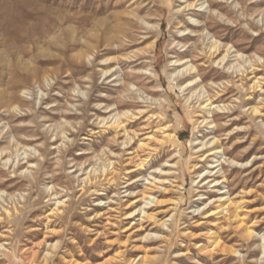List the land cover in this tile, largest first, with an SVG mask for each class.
<instances>
[{
  "label": "rangeland",
  "instance_id": "rangeland-1",
  "mask_svg": "<svg viewBox=\"0 0 264 264\" xmlns=\"http://www.w3.org/2000/svg\"><path fill=\"white\" fill-rule=\"evenodd\" d=\"M203 1L0 0V264H264V0ZM19 25L34 37L11 38ZM212 35L244 55L233 72L205 53ZM179 58L201 68L187 89ZM108 105L135 113L130 143ZM214 135L220 161H202Z\"/></svg>",
  "mask_w": 264,
  "mask_h": 264
},
{
  "label": "bare ground",
  "instance_id": "bare-ground-1",
  "mask_svg": "<svg viewBox=\"0 0 264 264\" xmlns=\"http://www.w3.org/2000/svg\"><path fill=\"white\" fill-rule=\"evenodd\" d=\"M206 2H209V3L214 4V5H217V6H224V4H223L224 1H221V0H219V1L218 0H206V1H203L200 4L201 5L200 10H202L201 8L204 7V4ZM196 6H197V2H187V4L183 7L184 10H182L183 8H179L178 11L194 10ZM198 12H199V10H198ZM220 17H223L222 14L220 15ZM209 18L211 20L214 19V17L212 15ZM192 24L196 25L195 23H192ZM189 25H191V24H189ZM148 26L149 27H152V28L155 27V26H153V25L151 26L149 24H148ZM197 27H199V24L197 25ZM155 28H157V26ZM14 30L16 32L13 33V35L11 36V38L13 37V39H15V40H19V39L23 40L24 37H27V36L28 37H30V36H33L34 37V35H35V33H34L33 30H31V29H25L21 25H19ZM187 30L188 29H184V30H182V32H185ZM102 32H103V34H104L103 36L105 38L104 39V45L107 47V49H110L111 46H113L116 42H119V41L121 43L120 47H122V46L126 45V40H127V38H129L128 33L123 28H119V30H118V34L120 35L118 39H115L116 36L114 37V36L110 35V32L107 31V30H103L102 29ZM189 33H192L193 35H196V33H195L194 30H190V32H187L184 35H187ZM92 35H93V37L95 39H98V41L100 40L99 38L101 37V35L99 34V31H98V33H94ZM206 36H207V34H206ZM208 39L210 40L207 43V49H208V51L205 50V53L207 55H209V58L211 59V61L213 62V64L214 63H218L219 65L222 64L224 66V68H226L227 72H230V71L233 72V69H235V67H237V65L234 64V63H232L230 61V58L236 57V58L243 59L244 58V55L242 53H240L238 50H234L233 45H230L229 43H223V42H221L217 38V36H215V35H212ZM7 42H8V40L5 41L6 44H7ZM87 44H89V43H87ZM101 45H103V44H101ZM92 48H93V50L90 53H86L85 54V58L88 59L89 61H92L91 59H92V57H94V55H95L94 52H95L96 48H98V46H93ZM17 52L18 53L21 52V48L19 46L16 49V53ZM233 53H235V54L233 55ZM214 56H216V57L214 58ZM206 58H208V57H206ZM112 60L119 61V58L118 57L107 58L106 60H102V62H108V61H112ZM259 60H262V58L259 57ZM175 62L178 63L177 64L178 67H182L181 69H177L176 72L172 73L173 75H176V79L177 78L180 79V76H186V75L187 76H190L189 77L190 80L189 79H188L189 81L187 80L188 83L185 86L183 85V83L182 84L181 83L179 84V86H181L182 89H185V88L187 89V87H190V86L194 85L201 78V73H200L201 68L199 66H197L196 64H194L191 60H185V58H179ZM106 64H108V63H106ZM238 67L240 69L239 71H242L241 70L242 65H238ZM111 70H113V68L109 65L108 67L104 68L102 72H104V74L106 75ZM254 86H256L257 88H261V89L263 87V86L260 85V80L259 79L255 80ZM203 89H204V87L202 86L201 87V90H203ZM196 92H197V90H195L193 93L195 94ZM20 98L21 97L19 96L18 99H20ZM110 107L111 106H109V105L107 106V109H108V112L109 113H111L114 110V109H110ZM207 107H208V109H211V108L220 107V106L219 105L213 106V102L211 101V99L210 98H207L206 100H204L203 107L202 108H207ZM16 108H17V106L14 109H16ZM260 113H261V110H260V108L258 106L253 107V109L251 111V114L258 115ZM123 116H125L126 119H134L135 113L131 112L130 110L125 111V112H115V113H111L109 115V117L103 118L102 121L103 122L106 121V124L107 123H110V126L114 127V129H115L116 132L118 131V129H123L125 131V133L127 134V137H128V140H125L123 142L125 144H127L128 142L130 143V141L133 138L131 136H129V133H128V130H127V126L125 125V123H124L125 121L122 118ZM203 122L209 123V124H211V126H212V124H215L214 121H208L206 118L204 120H202V123ZM213 127H214V125L211 128H213ZM218 141H219V138L216 135H214L211 139H209L207 141H200V145L202 146L201 148L202 149L205 148V152H203V154H202V161L205 160L206 157H209V156H212V155H214V157H213L214 159L218 157V155H219L218 153L220 152L219 146H217V144L219 143ZM208 145H209V147H208ZM41 155H43V154H41ZM9 160H10V158L8 159V161ZM219 161L220 160L217 158L216 162H219ZM108 165H113V162H110ZM108 165H105V167L103 166L104 167V170H103V174L104 175L106 174V167H108ZM175 165L176 164H172L171 166H175ZM212 165H213V163H212ZM218 166L219 165H216V166L213 165L212 168H211V170H210V172H209V176L205 177V179L209 180L208 182L210 184L215 183V185L213 187H216V186L220 185V182L223 183L225 181V178L222 179V181H221L220 179H217L216 177H214L215 175H217L221 171V170H218L217 172L214 173V170ZM26 170L28 171L29 170V167ZM86 171H87L86 174H85L86 177L84 179L89 182V181L92 180L91 179L92 172L94 171V174H95L98 170H96L94 168H91V169H86ZM101 172H102V168H101ZM161 172H163V171H161ZM113 173H114L113 168H111L110 170H107V175L110 176ZM205 173H207V172L204 171V173H198L199 174V177L203 176ZM208 178H213V179H208ZM151 196L152 195H150V194H148L146 192L144 193L143 200L144 201L147 200V202H145L144 203V206L142 205L138 210H139V213L143 214L142 217H146V218H149V219H153V218L155 219L154 215L151 214V213H149V211L146 210V207H145V205L149 204L148 200H151L152 199ZM217 201L219 202V204L216 206L217 207L216 209L219 210V212H223L224 210H227L228 208H230L232 206V201L231 200H226L225 197H223V196H221ZM60 203H64V201H61V200L60 201H57V204L58 205ZM206 206H207V204H206ZM216 213H217V211H216ZM8 214H9V211H8ZM162 225H165V221L162 223ZM245 232H246V236L248 238L252 237L253 231H252V229L250 227H246ZM0 246H2V244H0ZM263 247H264V245H263ZM235 252H237V250H235Z\"/></svg>",
  "mask_w": 264,
  "mask_h": 264
}]
</instances>
